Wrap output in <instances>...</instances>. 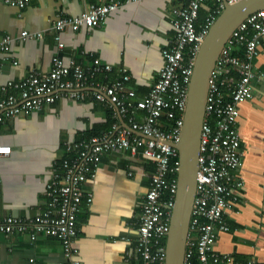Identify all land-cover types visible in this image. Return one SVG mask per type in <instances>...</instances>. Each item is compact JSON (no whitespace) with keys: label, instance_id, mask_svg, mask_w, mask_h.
<instances>
[{"label":"crops","instance_id":"crops-1","mask_svg":"<svg viewBox=\"0 0 264 264\" xmlns=\"http://www.w3.org/2000/svg\"><path fill=\"white\" fill-rule=\"evenodd\" d=\"M106 0H37L20 9L0 1V34L14 37L11 50L0 52V96L9 81H20L33 70L46 73L60 54L66 63L100 58L113 66L108 82L128 74L129 100L148 94L164 65L163 49L176 36L172 8L167 0H122L101 26L66 28L65 46L59 49L53 25L60 16L81 15L91 3ZM214 8L202 7L203 16ZM28 30L32 35L23 40ZM254 97L238 105L237 130L244 165L239 171L243 187L225 222L230 230L219 232L215 249L229 254L232 262L255 260L264 264V45L255 60ZM11 92V90H8ZM116 106L96 98H68L46 105L29 115L0 123V144L10 145L8 156H0V217L29 220L47 209V183L56 160L69 155L66 142H78L124 126ZM155 164L143 155L125 151L105 154L97 175L85 184L93 203L83 204L78 217L81 264H143L135 247L139 238L140 205L148 193ZM0 264H68L58 238L41 233L36 240L27 235L0 233Z\"/></svg>","mask_w":264,"mask_h":264},{"label":"built area","instance_id":"built-area-1","mask_svg":"<svg viewBox=\"0 0 264 264\" xmlns=\"http://www.w3.org/2000/svg\"><path fill=\"white\" fill-rule=\"evenodd\" d=\"M0 1L23 9L37 0ZM130 1L142 0H126ZM167 1L177 4L171 10L177 33L169 47L163 49L164 65L159 78L143 99L129 100L127 83L131 77L128 74L108 82V72L113 66L100 58L89 62L73 60L68 64L60 54L53 57L46 73L33 70L20 81H9L2 88L0 123L29 115L63 98L76 101L96 98L114 104L125 124L85 140L66 142L69 155L54 162L52 178L47 183V209L29 220L13 215L0 217L1 234H23L36 240L39 234L46 233L60 240L68 264H81L76 245L78 217L83 204L93 203V194L86 193L85 184L96 177L105 154L125 151L133 157L143 155L155 164L148 193L140 205L135 251L143 264H167L166 240L179 186L180 158L175 144L182 136L196 57L225 4L241 0ZM208 1L214 8L198 22L200 11ZM123 3L106 0L89 4L81 15H60L53 25L59 49L65 46L60 34L66 28L101 26ZM33 35L24 30L21 38L26 40ZM14 39L0 34V52H10ZM263 45L264 9L251 14L234 30L212 72L184 264H225L233 260L231 255L217 252L215 244L219 232L230 230L225 218L236 205L238 191L244 185L239 176L244 157L236 127L238 105L254 97L255 60ZM12 150V146L0 144V156L10 155ZM243 264L258 263L249 260Z\"/></svg>","mask_w":264,"mask_h":264},{"label":"water","instance_id":"water-1","mask_svg":"<svg viewBox=\"0 0 264 264\" xmlns=\"http://www.w3.org/2000/svg\"><path fill=\"white\" fill-rule=\"evenodd\" d=\"M264 9V0L225 4L223 12L202 42L189 86L179 151V186L172 207L171 229L166 240L167 264H184L193 203L196 195L201 131L210 79L219 54L234 30L251 14Z\"/></svg>","mask_w":264,"mask_h":264},{"label":"trees","instance_id":"trees-1","mask_svg":"<svg viewBox=\"0 0 264 264\" xmlns=\"http://www.w3.org/2000/svg\"><path fill=\"white\" fill-rule=\"evenodd\" d=\"M202 10V9H201ZM206 15L203 16L202 12L200 11V15H199V21L198 22H201L205 19Z\"/></svg>","mask_w":264,"mask_h":264}]
</instances>
